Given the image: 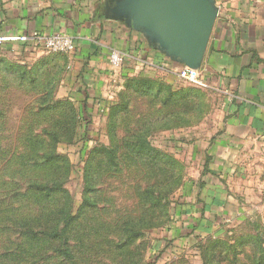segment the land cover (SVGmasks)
Instances as JSON below:
<instances>
[{
	"label": "rangeland",
	"instance_id": "obj_1",
	"mask_svg": "<svg viewBox=\"0 0 264 264\" xmlns=\"http://www.w3.org/2000/svg\"><path fill=\"white\" fill-rule=\"evenodd\" d=\"M28 59L0 49V264H264V166L237 182V221L192 244L170 236L205 179L191 148L216 128V95L161 74L119 75L84 123L66 54ZM138 142L151 152L130 155ZM55 187L64 193L45 198ZM66 215L71 228L55 238Z\"/></svg>",
	"mask_w": 264,
	"mask_h": 264
},
{
	"label": "crops",
	"instance_id": "obj_2",
	"mask_svg": "<svg viewBox=\"0 0 264 264\" xmlns=\"http://www.w3.org/2000/svg\"><path fill=\"white\" fill-rule=\"evenodd\" d=\"M212 1L217 18L197 69L205 85H191L212 92L221 104L214 110L219 114L216 128L193 139L191 150L200 166L196 175L205 179L192 187L195 205L186 201L175 213L170 236L180 243L192 244L237 221L243 193L237 182L264 166V0ZM111 5L110 0H0V35L73 37L77 43L66 54L67 81L75 97L85 100L89 114L106 103L108 87L119 75L153 79L161 74L168 81H183L177 73L186 67L151 45L141 32L108 17ZM0 49L25 54L28 60L44 53L18 46ZM110 49L125 54L120 68L110 65ZM172 150L179 152L175 146ZM201 217L209 220L208 227L195 223Z\"/></svg>",
	"mask_w": 264,
	"mask_h": 264
},
{
	"label": "water",
	"instance_id": "obj_3",
	"mask_svg": "<svg viewBox=\"0 0 264 264\" xmlns=\"http://www.w3.org/2000/svg\"><path fill=\"white\" fill-rule=\"evenodd\" d=\"M107 16L141 32L188 69L200 68L217 18L212 0H110Z\"/></svg>",
	"mask_w": 264,
	"mask_h": 264
},
{
	"label": "built area",
	"instance_id": "obj_4",
	"mask_svg": "<svg viewBox=\"0 0 264 264\" xmlns=\"http://www.w3.org/2000/svg\"><path fill=\"white\" fill-rule=\"evenodd\" d=\"M76 40L68 35L56 33L52 35H46L42 33H22L16 35H0V46L12 45L18 46V49L24 51L28 48L31 51L41 50L47 54H68L76 49ZM126 56L124 53L117 49H110L108 54V61L111 66L120 68L125 62ZM178 78L186 81L195 86L204 87V83L201 81L198 71L188 68L180 70Z\"/></svg>",
	"mask_w": 264,
	"mask_h": 264
},
{
	"label": "trees",
	"instance_id": "obj_5",
	"mask_svg": "<svg viewBox=\"0 0 264 264\" xmlns=\"http://www.w3.org/2000/svg\"><path fill=\"white\" fill-rule=\"evenodd\" d=\"M3 46H6V47H13L12 45H9V44H7V45H3ZM53 55H55V54H53ZM141 79H145V78H141ZM76 99H77V102L79 103V105H80V121H82V122H87L88 121V114H89V112L87 111V109H86V107H85V105H86V103L84 102L85 100H80V98H78V97H75ZM87 113V114H86ZM87 116V117H86ZM142 151H143V153L144 152H146V151H149V152H151V150H150V148H149V145H146L145 143H139L138 142V144L136 145V144H131V143H127V152L131 155V154H141L142 153ZM108 152H110V151H108ZM152 153L153 154H155V152L154 151H152ZM108 154H110L111 156H109L110 157V159H111V163H112V165H110V166H112V167H114V166H116V164H117V162H118V165L119 164H121L120 163V158L119 159H117L116 157H115V150H111V153H108ZM155 157V156H154ZM153 157V159H155ZM177 164H172V169L176 166ZM158 187V185H156V184H151L150 186H149V188H146L144 191H143V194L147 197V199L151 202V205L154 207L155 205H156V203L158 202V197L157 196H155L154 194H153V189H156ZM57 187H55V188H53L51 191H48V192H45L44 193V196H45V198H50V197H52L54 194H55V192H57V194H63V193H58V191H57V189H56ZM94 190V189H93ZM93 190H92V188H91V191L93 192ZM37 191H39L38 189H37ZM84 206V205H83ZM85 208H86V206H84ZM82 208V207H81ZM190 210V209H189ZM82 211V210H81ZM180 211V210H179ZM191 211V210H190ZM62 214H63V212L62 211H60V210H58L57 211V215H61L62 216ZM201 214V213H200ZM201 216H202V214H201ZM74 217V216H73ZM203 217H201V218H199V219H197V221L195 222L196 224H200V225H205L206 227H208L209 226V220L208 221H204L203 219H202ZM73 218H71V217H69V215H66V218H65V221L66 222H64V225H63V227H62V229L60 230V231H54L53 233H52V236H54L55 238H58V236H63V235H65V233H66V230H67V228H71V225H72V223H71V221H73L72 220ZM46 234V233H45ZM132 239H133V237H131V239H130V241H129V243H131L132 242ZM129 243H128V245H129ZM61 253H63V255L65 256V257H69V258H71V256H70V254H67L66 252H61Z\"/></svg>",
	"mask_w": 264,
	"mask_h": 264
}]
</instances>
